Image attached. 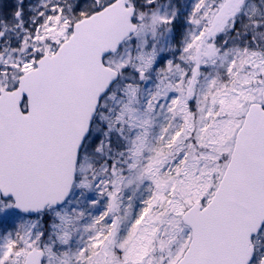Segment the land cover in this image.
I'll return each instance as SVG.
<instances>
[{"label": "snow or ice", "instance_id": "snow-or-ice-1", "mask_svg": "<svg viewBox=\"0 0 264 264\" xmlns=\"http://www.w3.org/2000/svg\"><path fill=\"white\" fill-rule=\"evenodd\" d=\"M0 264H264V0L0 7Z\"/></svg>", "mask_w": 264, "mask_h": 264}, {"label": "rangeland", "instance_id": "rangeland-1", "mask_svg": "<svg viewBox=\"0 0 264 264\" xmlns=\"http://www.w3.org/2000/svg\"><path fill=\"white\" fill-rule=\"evenodd\" d=\"M16 0H0V7H5L8 11H11V6L14 5ZM27 2H34V0H26Z\"/></svg>", "mask_w": 264, "mask_h": 264}]
</instances>
